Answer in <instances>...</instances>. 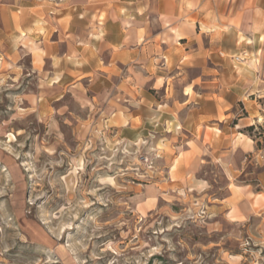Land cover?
Returning <instances> with one entry per match:
<instances>
[{
    "label": "rangeland",
    "instance_id": "obj_1",
    "mask_svg": "<svg viewBox=\"0 0 264 264\" xmlns=\"http://www.w3.org/2000/svg\"><path fill=\"white\" fill-rule=\"evenodd\" d=\"M0 52V264H264L263 119L236 171L208 155L176 190L178 142L120 140L74 93L43 109L8 76L13 39Z\"/></svg>",
    "mask_w": 264,
    "mask_h": 264
},
{
    "label": "crops",
    "instance_id": "obj_2",
    "mask_svg": "<svg viewBox=\"0 0 264 264\" xmlns=\"http://www.w3.org/2000/svg\"><path fill=\"white\" fill-rule=\"evenodd\" d=\"M12 39L8 76L37 79L43 109L74 93L120 140L178 142L176 190L208 155L257 152L248 131L264 121V0H0V41Z\"/></svg>",
    "mask_w": 264,
    "mask_h": 264
},
{
    "label": "trees",
    "instance_id": "obj_3",
    "mask_svg": "<svg viewBox=\"0 0 264 264\" xmlns=\"http://www.w3.org/2000/svg\"><path fill=\"white\" fill-rule=\"evenodd\" d=\"M252 129V128H251Z\"/></svg>",
    "mask_w": 264,
    "mask_h": 264
}]
</instances>
